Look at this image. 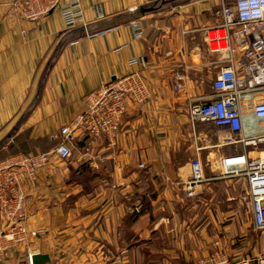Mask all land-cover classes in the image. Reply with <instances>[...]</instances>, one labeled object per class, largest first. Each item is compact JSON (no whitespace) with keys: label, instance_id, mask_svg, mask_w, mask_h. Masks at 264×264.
Masks as SVG:
<instances>
[{"label":"crops","instance_id":"crops-1","mask_svg":"<svg viewBox=\"0 0 264 264\" xmlns=\"http://www.w3.org/2000/svg\"><path fill=\"white\" fill-rule=\"evenodd\" d=\"M79 3L76 37L62 41L36 98L39 77L67 35L61 11L30 22L20 0H0V153L51 152L60 129L84 111L85 97L115 77L139 72L150 97L128 103L112 141L77 130L70 157L51 156L48 169H39L35 185L26 187L25 205L28 228L42 235L28 248H13L0 264H31L34 254L47 255L48 264H194L216 249L233 259L263 253L264 232L253 240L236 218L243 189L233 195L232 180L213 177L220 174L219 160L240 150L224 145L227 131L189 120V100L210 94L202 77L213 79L218 69L201 31L216 23L211 13L218 3ZM254 100H264V93ZM243 126L244 133L264 131V121L249 114ZM195 155L206 179L187 198ZM234 181L244 188V180Z\"/></svg>","mask_w":264,"mask_h":264},{"label":"built area","instance_id":"built-area-1","mask_svg":"<svg viewBox=\"0 0 264 264\" xmlns=\"http://www.w3.org/2000/svg\"><path fill=\"white\" fill-rule=\"evenodd\" d=\"M22 16L37 22L50 12L61 11L66 33L80 27L79 0H20ZM216 21L201 29L207 49L216 57L217 73L210 83V94L189 100V120L227 131L224 145L238 152L219 160L220 177L244 180L241 200L248 209L254 231L264 232V131L244 133L243 115L264 121V100H254L264 93V0H233L212 10ZM97 17H101L98 15ZM138 37L139 25H132ZM83 28L85 26L83 25ZM130 65L136 61L131 60ZM149 90L139 72H131L102 84L85 97V109L59 131L60 141L51 152L18 154L0 161V263L18 246L28 248L42 235L26 223V187H33L39 169H48L50 157L67 160L71 134L83 131L89 137L109 141L115 138L129 102L145 103ZM197 155L189 163L185 196L193 197L205 181ZM31 257V255H29ZM194 264H264V252L233 259L216 249L198 258Z\"/></svg>","mask_w":264,"mask_h":264},{"label":"rangeland","instance_id":"rangeland-1","mask_svg":"<svg viewBox=\"0 0 264 264\" xmlns=\"http://www.w3.org/2000/svg\"><path fill=\"white\" fill-rule=\"evenodd\" d=\"M200 2L202 1V3H204V4H206L207 3V5H213V7L212 8H214L215 7V5L218 3V2H216L215 0H199ZM233 0H225V2L226 3H231ZM215 2H216V4H215ZM219 4V3H218ZM161 4L160 3H156V4H154V5H152V7H157V6H160ZM204 46L206 47V48H208L207 46H206V44L204 43ZM203 79H202V81H203V84L206 86V87H209V85H210V83H211V81H212V78L210 79V78H207L206 77V75H204L203 77H202ZM208 133L210 134V135H213V134H215V132H214V130L213 129H210V131H208ZM211 137V136H210ZM214 137V136H213ZM2 159H5V157H4V155L2 154V153H0V160H2ZM213 173L214 172H211V168H210V166L209 165H207V167H206V171H205V174H207L208 176H210V177H212V175H213ZM218 175H220L219 173L218 174H216L215 176H213V177H217L218 179H221L220 178V176H218ZM227 180H232L233 182L231 183V186H234V192H235V194H233V195H237V194H240V192L242 191V189H243V184H242V182L241 181H234V180H236V179H227ZM230 186V187H231ZM225 187V186H224ZM218 190V192H221V193H223V189L219 186V188L217 189ZM233 201V200H232ZM233 203H235V205L238 203V200L236 199L235 201H233ZM236 215H237V220H238V222H239V225H241L242 227H245L246 229H247V231H251V236L253 237V240H255V238H257L258 237V235H261V232L260 231H254L253 229H252V227L250 226V217H249V212H248V209L245 207V205L243 206V205H236ZM252 248L255 250V253H261V250H260V248H259V246H258V243H256V242H252Z\"/></svg>","mask_w":264,"mask_h":264},{"label":"water","instance_id":"water-1","mask_svg":"<svg viewBox=\"0 0 264 264\" xmlns=\"http://www.w3.org/2000/svg\"><path fill=\"white\" fill-rule=\"evenodd\" d=\"M63 43L60 42L57 44L56 48L54 49L50 59L47 61L40 77H39V80H38V86H37V91H36V98H39L40 95H41V90H42V86H43V80H44V77L47 73V70L49 69L50 67V64H51V61L56 58L60 48L62 47ZM23 121V118H21L19 121H17V123L15 124V126L13 127L11 133H9L7 135V138H9L15 131H17L18 127L20 126V124L22 123ZM50 261H49V257L47 255H41V254H34L30 257V263L31 264H48Z\"/></svg>","mask_w":264,"mask_h":264},{"label":"trees","instance_id":"trees-1","mask_svg":"<svg viewBox=\"0 0 264 264\" xmlns=\"http://www.w3.org/2000/svg\"><path fill=\"white\" fill-rule=\"evenodd\" d=\"M76 36L74 35V31H72V32H70V33H68L67 35H65L64 37H63V39L61 40V42L63 41V42H67V41H72L74 38H75ZM22 143V142H21ZM20 142H19V144H21ZM56 146V145H55ZM19 153V152H18ZM18 153H16V152H12V153H10L9 155H5V154H3L4 155V157H5V159L6 158H8V157H10V156H13V155H16V154H18ZM37 153V152H36ZM22 154H30V153H28V152H23ZM31 154H35V153H31ZM3 160V159H2ZM1 161V160H0Z\"/></svg>","mask_w":264,"mask_h":264}]
</instances>
